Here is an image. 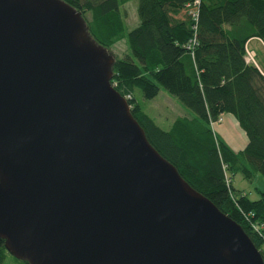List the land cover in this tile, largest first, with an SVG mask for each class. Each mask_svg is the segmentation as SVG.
<instances>
[{
	"label": "water",
	"instance_id": "obj_1",
	"mask_svg": "<svg viewBox=\"0 0 264 264\" xmlns=\"http://www.w3.org/2000/svg\"><path fill=\"white\" fill-rule=\"evenodd\" d=\"M65 0H0V238L29 264H264L150 143Z\"/></svg>",
	"mask_w": 264,
	"mask_h": 264
},
{
	"label": "trees",
	"instance_id": "obj_2",
	"mask_svg": "<svg viewBox=\"0 0 264 264\" xmlns=\"http://www.w3.org/2000/svg\"><path fill=\"white\" fill-rule=\"evenodd\" d=\"M82 12L89 33L116 56L112 85L128 100L150 143L182 177L238 222L264 259V190L257 197L233 185L241 173L264 177V74L246 58V45L264 41V0H202L195 20L194 0H138L139 23L127 30L126 6L132 0H65ZM195 41V42H194ZM168 90L191 111L168 129L143 107V99ZM232 114L248 137L235 151L213 128ZM29 264L8 252L0 238V264Z\"/></svg>",
	"mask_w": 264,
	"mask_h": 264
},
{
	"label": "rangeland",
	"instance_id": "obj_3",
	"mask_svg": "<svg viewBox=\"0 0 264 264\" xmlns=\"http://www.w3.org/2000/svg\"><path fill=\"white\" fill-rule=\"evenodd\" d=\"M137 5L138 0H132L130 3H128L126 6H124V9H126V24L129 25L127 30L130 28L136 26L135 24L138 21V15H137ZM137 16V21H136ZM257 43L254 41L251 43V47L255 46ZM128 49V42L127 38L122 39L118 43H116L112 50L114 55H118L119 57L123 56L124 51ZM256 50V60L264 68V47H257ZM138 98L140 99L141 103L143 104L144 109L153 116L156 121L159 123L161 127L164 129H168L170 125L172 124L175 117L179 114H184L188 112L191 113L189 109H187L184 105H182L175 96H173L168 90L164 89L163 87L160 89L159 94L153 98V99H143L140 92H138ZM186 114V115H188ZM226 121V118H223L222 120L218 121L217 123H213V127L215 126L216 132L225 139V141L231 146L230 140L223 134L222 131H220L219 127L220 123ZM223 122V123H224ZM222 123V124H223ZM227 123V121L225 122ZM233 134L236 132L235 130H232ZM233 185L240 190H245L248 192H255V188H261L264 190V177L257 173L255 174L253 180L246 179L241 173L236 174L233 176ZM253 194V193H252ZM255 194V193H254ZM256 195V194H255ZM256 197V196H253ZM11 257L7 259V261L12 264Z\"/></svg>",
	"mask_w": 264,
	"mask_h": 264
},
{
	"label": "crops",
	"instance_id": "obj_4",
	"mask_svg": "<svg viewBox=\"0 0 264 264\" xmlns=\"http://www.w3.org/2000/svg\"><path fill=\"white\" fill-rule=\"evenodd\" d=\"M136 21H137V16H136ZM137 23H139V19L135 24H137ZM254 41H256L257 44L255 46L251 47V43H253ZM248 45L254 51L256 50L255 48H257L258 46L261 48L264 47V43H262L258 37L252 38L249 41ZM259 66H260V64H259ZM260 69L263 71V74H264V68L262 66H260ZM186 114H188V112L186 113V111H185L184 114H179V115L183 116ZM223 118H226L227 123H225L226 121L224 122V120H223V122H224V123L222 122L223 124L222 123L218 124V125H220V126H218L220 131H222L223 134L230 140V144H231L232 149H234L235 151H239V150L243 149L248 143V137H247L246 133L240 127L237 119L232 114H223ZM232 130H235L236 132L233 134ZM255 194L253 192V194L251 193V196L257 197V193H255ZM256 197H254V198H256Z\"/></svg>",
	"mask_w": 264,
	"mask_h": 264
},
{
	"label": "built area",
	"instance_id": "obj_5",
	"mask_svg": "<svg viewBox=\"0 0 264 264\" xmlns=\"http://www.w3.org/2000/svg\"><path fill=\"white\" fill-rule=\"evenodd\" d=\"M201 1L202 0H194L193 2H190L187 5V7L189 8V11L191 12V14H192V16L194 17L195 20L197 19L198 14L200 12V4H201ZM259 39H260V41L262 43H264V41L261 38H259ZM246 58H247V61L248 62L253 63L254 65H256L260 69V66H259V64H258V62L256 60V52L254 50H252L249 47L248 44L246 45ZM261 72L263 73L262 70H261ZM220 120H222V117L218 121H220Z\"/></svg>",
	"mask_w": 264,
	"mask_h": 264
}]
</instances>
